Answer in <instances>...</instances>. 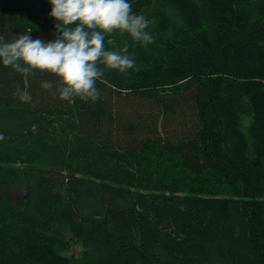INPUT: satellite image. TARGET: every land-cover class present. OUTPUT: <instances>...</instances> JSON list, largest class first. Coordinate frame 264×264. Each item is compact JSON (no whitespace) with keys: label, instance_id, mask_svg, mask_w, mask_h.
<instances>
[{"label":"trees","instance_id":"trees-1","mask_svg":"<svg viewBox=\"0 0 264 264\" xmlns=\"http://www.w3.org/2000/svg\"><path fill=\"white\" fill-rule=\"evenodd\" d=\"M130 3L154 42L106 36L135 67L94 101L0 63V264H264V0ZM51 7L0 0V35Z\"/></svg>","mask_w":264,"mask_h":264},{"label":"clouds","instance_id":"clouds-1","mask_svg":"<svg viewBox=\"0 0 264 264\" xmlns=\"http://www.w3.org/2000/svg\"><path fill=\"white\" fill-rule=\"evenodd\" d=\"M48 2L52 6L49 15L57 21L55 39L47 42L33 39L31 30L13 36L10 41L0 35V63L25 76L39 72L55 77L58 98L62 101L73 103V98L94 101L100 96L96 83L105 69L123 73L135 67L127 46L118 50L105 48L106 36L119 31L144 45L154 42L152 34L146 31L150 21L133 11L130 0ZM107 43L114 45L112 39ZM41 87L51 90L53 82L44 80ZM16 95L21 102H32L27 90L17 89Z\"/></svg>","mask_w":264,"mask_h":264},{"label":"rangeland","instance_id":"rangeland-1","mask_svg":"<svg viewBox=\"0 0 264 264\" xmlns=\"http://www.w3.org/2000/svg\"><path fill=\"white\" fill-rule=\"evenodd\" d=\"M13 197L16 199V200H19V199H22L24 198V195H22L20 192H18L17 190L14 191L13 193ZM80 247L79 246H74L72 249H71V252H70V256H77L79 253H80Z\"/></svg>","mask_w":264,"mask_h":264}]
</instances>
